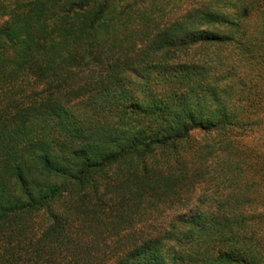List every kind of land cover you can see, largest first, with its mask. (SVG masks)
Segmentation results:
<instances>
[{"label": "trees", "instance_id": "obj_1", "mask_svg": "<svg viewBox=\"0 0 264 264\" xmlns=\"http://www.w3.org/2000/svg\"><path fill=\"white\" fill-rule=\"evenodd\" d=\"M0 0V264H264V0Z\"/></svg>", "mask_w": 264, "mask_h": 264}, {"label": "rangeland", "instance_id": "obj_2", "mask_svg": "<svg viewBox=\"0 0 264 264\" xmlns=\"http://www.w3.org/2000/svg\"><path fill=\"white\" fill-rule=\"evenodd\" d=\"M149 2H150V4H153V2L155 3V2H158V3H161V1L160 0H148ZM162 4V3H161Z\"/></svg>", "mask_w": 264, "mask_h": 264}]
</instances>
